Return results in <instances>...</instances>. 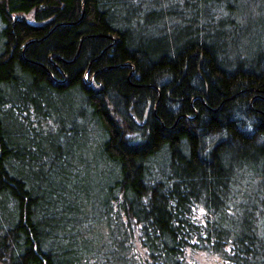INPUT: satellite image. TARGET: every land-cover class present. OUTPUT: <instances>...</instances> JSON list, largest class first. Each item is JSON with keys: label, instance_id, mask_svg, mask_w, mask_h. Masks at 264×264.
Wrapping results in <instances>:
<instances>
[{"label": "trees", "instance_id": "trees-1", "mask_svg": "<svg viewBox=\"0 0 264 264\" xmlns=\"http://www.w3.org/2000/svg\"><path fill=\"white\" fill-rule=\"evenodd\" d=\"M189 250L264 264V0H0V264Z\"/></svg>", "mask_w": 264, "mask_h": 264}, {"label": "rangeland", "instance_id": "rangeland-1", "mask_svg": "<svg viewBox=\"0 0 264 264\" xmlns=\"http://www.w3.org/2000/svg\"><path fill=\"white\" fill-rule=\"evenodd\" d=\"M86 78H88V75H86ZM187 259L191 263L196 264H223L221 262L220 257L207 251L189 250L187 254Z\"/></svg>", "mask_w": 264, "mask_h": 264}, {"label": "water", "instance_id": "water-1", "mask_svg": "<svg viewBox=\"0 0 264 264\" xmlns=\"http://www.w3.org/2000/svg\"><path fill=\"white\" fill-rule=\"evenodd\" d=\"M32 40H30L29 42H31ZM29 42H28V44H29ZM97 89L99 90V89H101V85H99L98 87H97Z\"/></svg>", "mask_w": 264, "mask_h": 264}]
</instances>
